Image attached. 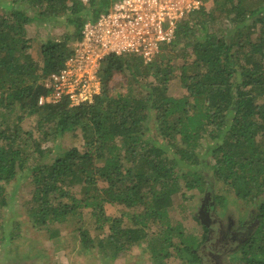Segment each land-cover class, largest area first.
I'll use <instances>...</instances> for the list:
<instances>
[{
  "label": "trees",
  "instance_id": "1",
  "mask_svg": "<svg viewBox=\"0 0 264 264\" xmlns=\"http://www.w3.org/2000/svg\"><path fill=\"white\" fill-rule=\"evenodd\" d=\"M110 1L11 0L8 13L0 15V232L9 204L6 185L29 171L28 202L35 224L46 225L50 238L61 235L59 225L75 219L81 245L90 249L91 227L107 223L110 233L98 240L99 249L116 256L145 241L147 229L161 222L165 231L150 240L159 260L172 254L169 247L178 248L172 241L177 234L190 263L201 264L199 248L208 226L203 224L200 237L185 236L180 225L170 227L168 213L183 185L205 192L219 181L254 206L238 220L235 231L245 230L246 236L233 241L236 247L225 252V264H264V0H212V8L203 6L178 25L175 38L153 61L107 56L102 91L93 102L70 106L61 99L39 105V97L48 93L43 79L63 67L71 52L69 39L75 41L85 20ZM53 19L75 30L44 41L37 59L25 24ZM180 58L186 93L176 96L169 93L175 76L171 63ZM127 72L145 80V93L135 96L130 87L114 91L111 77ZM18 107L40 116L35 127L44 139L80 131L83 149L72 145L49 154L35 130L22 128ZM108 203L142 212L126 227L122 216L105 212ZM78 209H89L94 222L84 224Z\"/></svg>",
  "mask_w": 264,
  "mask_h": 264
},
{
  "label": "rangeland",
  "instance_id": "2",
  "mask_svg": "<svg viewBox=\"0 0 264 264\" xmlns=\"http://www.w3.org/2000/svg\"><path fill=\"white\" fill-rule=\"evenodd\" d=\"M10 3L11 0H0V15L8 13ZM205 7L207 9L212 8L213 1L205 0ZM97 15L94 17L96 18ZM25 28L27 37L31 42V53L38 59L40 57L38 51L44 41L48 38L63 39L65 34L72 35L75 25L67 22H57L53 19L52 21L49 20L43 23L40 21L30 22L25 24ZM72 40L71 38L69 39L70 45ZM164 53L167 56L171 54L169 49H166ZM182 61V58L173 59L171 63L175 76L170 82L169 93L176 96L186 93L179 79L180 69L178 65ZM148 80L154 81V78L150 76ZM109 83L110 86H113L114 91L127 92L130 87L135 96L140 95V91L145 93V88L142 86L145 80L139 82L135 78H132L128 72L125 75L115 74L111 77ZM22 112L23 110L18 107L17 113L23 116L20 123L22 128L25 130H35L41 140V147L49 154L55 155L60 151L72 147V145H77V147L83 149V139L80 131L67 133L58 139L51 137L50 139H44L40 133L38 134L35 127L40 116ZM147 135L148 133L144 137L146 138ZM182 184L184 183L182 182ZM6 190L9 196V204L4 208L2 214L3 227L0 232V264H191L189 261L190 256L184 251V244L180 242V237L177 234L173 235L172 241L176 242L178 248L169 247L171 255L163 257L160 261L158 253L152 252L150 240L160 236L162 234L161 231H165L167 227L161 222L154 223L151 225V228L147 229L148 236L145 241L134 244L127 251L115 253L116 256L112 254L106 255L99 249L98 240L110 233L107 223L103 228L94 229V225L91 227L94 247L90 249L82 247L76 233L79 223H76L75 219L73 223L59 225L61 227V235L50 238L46 225L35 224L33 207L28 202L33 190L31 173L29 171H20L6 185ZM72 190L78 192L79 189L78 187H74ZM204 206L206 214L208 213L210 219H212V228L210 225H207V220L203 218L204 215L201 213ZM252 211H254V206L237 199L228 185L216 181L213 183L212 188L205 192L197 189L188 190L183 185L181 192L175 196L174 204L169 210L167 219H169L170 227L180 225L185 236L196 235L200 237L203 232V224L209 226L208 238L199 248L202 255H206L205 249L214 244L221 228L224 230V233L221 231L223 234H226L225 231L228 226L232 231H235L237 227H240L238 220L245 219L249 215V212ZM105 212L111 217L122 216L123 225L127 227L133 225L132 216L140 214L142 208L128 209L123 205L108 203L105 205ZM75 214L83 219L84 224L91 221L94 222L89 209H78ZM14 223H18L19 227L15 229L13 227ZM12 232H14V236L11 238L10 233ZM244 233L245 230L241 233L236 232L238 239L244 238L246 236ZM222 240L217 241L214 246L220 252H223L225 249V252H227L236 247L233 241L226 244ZM110 252L113 251L110 249ZM225 252L221 255L220 264H225L229 256V253Z\"/></svg>",
  "mask_w": 264,
  "mask_h": 264
},
{
  "label": "built area",
  "instance_id": "3",
  "mask_svg": "<svg viewBox=\"0 0 264 264\" xmlns=\"http://www.w3.org/2000/svg\"><path fill=\"white\" fill-rule=\"evenodd\" d=\"M203 6L205 0H111L96 18L85 20L63 67L43 79L48 93L39 97V105L61 99L70 106L93 102L102 91L107 56L153 61L175 38L178 25Z\"/></svg>",
  "mask_w": 264,
  "mask_h": 264
},
{
  "label": "flooded vegetation",
  "instance_id": "4",
  "mask_svg": "<svg viewBox=\"0 0 264 264\" xmlns=\"http://www.w3.org/2000/svg\"><path fill=\"white\" fill-rule=\"evenodd\" d=\"M201 211H202L201 213L204 215L203 218H205L207 220L206 221L207 225H210V227L212 228L213 227L212 219H210L208 213L206 214L205 206H204V208H202ZM208 228H209V226H208ZM209 230H210V228H209ZM209 230H208V233H209ZM221 231H223V233H224L223 228H221V230H219V233H218V238L216 239L214 244L212 246H210L208 249H205V251L207 252L206 255H202L201 251H199L201 264H220L221 263V254H223V252H225L226 249L223 250V252H220L217 249V247L215 248L214 246L216 245L217 241L219 242L221 239H223L222 241L224 243L229 244L231 241L238 242L240 240V239H238L236 232L232 231L229 226H228L227 230L225 231L227 235L223 234ZM217 232H218V230H217Z\"/></svg>",
  "mask_w": 264,
  "mask_h": 264
}]
</instances>
